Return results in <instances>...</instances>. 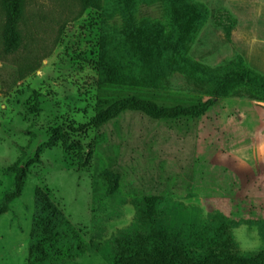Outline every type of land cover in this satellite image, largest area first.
<instances>
[{
    "label": "rangeland",
    "instance_id": "1",
    "mask_svg": "<svg viewBox=\"0 0 264 264\" xmlns=\"http://www.w3.org/2000/svg\"><path fill=\"white\" fill-rule=\"evenodd\" d=\"M84 1L24 0L20 38L5 52L0 0V203L13 188L6 168L29 165L19 197L0 214V264H29L33 217L39 215L35 186L49 190L85 245L73 261L60 264H110L87 243L106 245L123 230L146 233L147 207L168 243L183 246L195 260L214 253L255 256L264 247V191L193 193L181 159L264 156V102L219 98L194 120H155L127 110L99 128L84 126L99 96L139 95L165 105L207 98L173 69L160 77L159 87L123 82L122 66L103 65L99 55L106 30L122 23L120 13L113 0H99L102 8ZM192 1L209 16L187 42V56L209 67L239 56L264 76V0ZM135 14L160 19L161 5L138 1ZM55 127L64 135L32 163ZM63 137L71 150H64ZM78 150L91 153L86 167L78 165ZM105 169L117 176L111 194Z\"/></svg>",
    "mask_w": 264,
    "mask_h": 264
},
{
    "label": "trees",
    "instance_id": "2",
    "mask_svg": "<svg viewBox=\"0 0 264 264\" xmlns=\"http://www.w3.org/2000/svg\"><path fill=\"white\" fill-rule=\"evenodd\" d=\"M120 13V27L106 30L108 40L100 48L103 65L119 66L125 72L120 76L123 82L142 86H160V77L168 69L183 73L190 79L199 93L207 95L196 103L165 105L139 95H127L111 100L99 96L95 113L84 125L99 128L123 111L144 113L155 120H194L206 114L219 98H246L264 102V76L245 64L239 56L215 67L205 66L190 59L186 44L207 20V8L192 0H113ZM138 1L149 4L159 2L162 10L160 19L136 17ZM84 3H88L86 0ZM24 0H2L5 11L4 51L15 45L20 34L17 26L21 20ZM89 7L102 8L99 0H89ZM101 68V70H103ZM115 74V73H114ZM114 74H112L114 76ZM32 108L38 110V102ZM71 131L74 128H69ZM61 127L51 130L46 142L37 148L31 161L38 162L42 148H51L63 136ZM63 148L71 150V144L63 137ZM91 158L90 151H77L78 165L86 167ZM28 164L18 162L6 168L12 175L13 188L4 195L0 203V214L7 205L19 197L28 173ZM108 193L117 188V176L105 169ZM35 208L39 215L33 217V230L27 257L29 264H60L73 261L85 251L79 238V231L63 215L59 206L51 199L49 190L40 186L33 189ZM142 221L148 226L146 233H129L126 230L111 237L101 245L89 241L86 249L103 254L110 264H256L264 260V247L255 256L214 253L199 260L188 255L181 245L168 243V236L153 209ZM150 212V213H149ZM166 235V236H165ZM165 244V245H164Z\"/></svg>",
    "mask_w": 264,
    "mask_h": 264
},
{
    "label": "crops",
    "instance_id": "3",
    "mask_svg": "<svg viewBox=\"0 0 264 264\" xmlns=\"http://www.w3.org/2000/svg\"><path fill=\"white\" fill-rule=\"evenodd\" d=\"M182 157L181 169L189 170L193 193L264 191V156Z\"/></svg>",
    "mask_w": 264,
    "mask_h": 264
}]
</instances>
